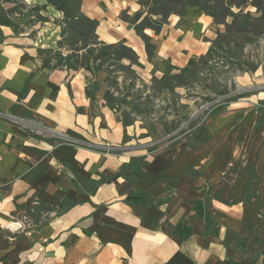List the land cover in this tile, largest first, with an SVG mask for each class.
I'll list each match as a JSON object with an SVG mask.
<instances>
[{"label":"crops","instance_id":"obj_1","mask_svg":"<svg viewBox=\"0 0 264 264\" xmlns=\"http://www.w3.org/2000/svg\"><path fill=\"white\" fill-rule=\"evenodd\" d=\"M126 1L80 0V12L97 22L100 43H122L143 65L149 58L138 21L121 18ZM49 19L22 25L18 34L0 26V113L95 149L59 145L0 117V264H264V129L249 142V113L232 106L206 120L198 135L192 129L152 142L89 96L88 72L43 65L28 33L56 34ZM215 32L211 17L188 7L158 32L142 34L156 47L152 58L178 70L207 52ZM252 113L259 117L257 108ZM100 145L117 150L104 153ZM139 159L144 176L131 191L152 200L140 214L125 203L120 175Z\"/></svg>","mask_w":264,"mask_h":264},{"label":"rangeland","instance_id":"obj_2","mask_svg":"<svg viewBox=\"0 0 264 264\" xmlns=\"http://www.w3.org/2000/svg\"><path fill=\"white\" fill-rule=\"evenodd\" d=\"M25 1H21L25 5L23 10L10 14L7 8L12 10L19 3L5 4L0 0L1 27H10L18 34L22 30L20 26L33 22L31 6ZM196 1L199 10L214 15L216 36L205 54L191 58L178 70L152 58L156 47L142 31L139 36L146 46L147 63L143 61L141 65L137 58L126 59L112 67L110 62L99 61L100 56L109 51L100 46L96 29L90 30L86 24H81L74 32L67 27L62 32V14L52 6H46L40 14L43 18L50 17L49 23L57 33L37 36L31 31L28 34L40 45L38 55L43 63L47 61L48 64L43 65L48 68L60 65L59 69L75 72L87 64L88 58L89 96L104 101L121 119L125 117L130 125L147 132L152 142L181 137L199 128L216 114L219 106L221 113L230 112L232 106L244 108L249 113L246 118L252 120L249 142H258L263 131L258 126L259 117L254 116L252 110L264 108V11H257L264 7V0H248L244 4L242 0H234L231 8L226 6L229 0ZM220 1L222 8L217 7ZM126 3L129 7L121 14L122 20L133 25L134 16H138L140 28L151 27L155 32L170 14H182L188 8L187 0H127ZM258 3L262 5L258 7ZM231 13L238 17L233 23ZM27 18L28 22L23 23ZM19 21L18 25L14 23ZM42 23L37 25L42 26ZM84 32L87 38L80 37Z\"/></svg>","mask_w":264,"mask_h":264},{"label":"trees","instance_id":"obj_3","mask_svg":"<svg viewBox=\"0 0 264 264\" xmlns=\"http://www.w3.org/2000/svg\"><path fill=\"white\" fill-rule=\"evenodd\" d=\"M21 1H25V0H2V2L5 4H10L12 2H18L19 3L18 6L14 7L12 10H9V8H7V10L9 11L10 14L15 12V11L24 9L25 5L22 4ZM45 2H46L45 5L31 7L30 14H31V17L34 18L35 22L36 21L47 22V18H43V16L40 15V12L44 11L46 6H52V7H54V9L57 12H60L62 14L63 18L60 22V26L63 27L62 32L65 31L64 30L65 27H67L68 30L74 32L77 28H79L81 26V24H86L90 30L96 29L97 22L95 20L89 19L88 17L84 16L80 12V10L78 9L79 4H80L79 0H74L72 2H67V0H45ZM233 2H234V0H229L228 2H226L227 8L228 7L231 8L233 5ZM247 2H248V0H242L241 1V3H243V4L247 3ZM261 5H262L261 3L257 4L258 7ZM186 7L199 8L197 6L196 0H187ZM217 7L222 8L223 2L220 1L218 3ZM239 8H240V6L237 7V9H239ZM76 10H79V11L74 13L73 11H76ZM257 11L259 13H261L262 11H264V7L260 10L257 9ZM206 15L215 19L213 14H206ZM229 17L232 19V23L235 21V19H238L237 15H235L233 13H231V15ZM134 20H135V22H137L139 20V17L134 16ZM145 28H147V27L144 26V27L140 28V26H138V24L135 25V31L138 34L141 31H143ZM148 28H151V27H148ZM151 29H153V28H151ZM80 37H82V38L86 37L85 32L83 34H81ZM99 44H100V46H103L105 49H107L109 51V53L102 54L98 60L101 62H104V63L110 62V66H112V67L115 66L117 63L122 62L123 60L127 59L128 61H132L135 58H137L136 55L134 54V52L131 49L124 46L122 43L105 45V44L99 42ZM88 60L89 59L86 58L87 64H88ZM44 64H48L47 61L44 62ZM87 64L84 67L81 66L80 69H84L86 72H89L90 68ZM53 68L59 69L60 65H56ZM219 107L216 108L217 110L215 112H218L221 110ZM257 112L259 114V117H261V118H259L258 126H260V128L264 129V108H257ZM123 118L121 120L123 125L124 126L130 125V122H127V120H125V117H123ZM200 132H201V127L196 128L192 132L191 136H195L196 134L198 135ZM185 134H183V136L187 137L188 134H186V135ZM175 138H177V137H175ZM143 166H144L143 160H141V159L133 160L129 164L123 165L122 169L120 170V175H122L126 181L125 187L122 189V192L127 194V197L125 199V203L129 207H131L136 213H139V214L142 213L144 209H146L148 206H150L152 204V200H149L145 195L139 194V193H134L133 191H131L132 184L136 180H138L144 176V173L142 171Z\"/></svg>","mask_w":264,"mask_h":264},{"label":"built area","instance_id":"obj_4","mask_svg":"<svg viewBox=\"0 0 264 264\" xmlns=\"http://www.w3.org/2000/svg\"><path fill=\"white\" fill-rule=\"evenodd\" d=\"M0 117L4 118L5 120H8L13 125L21 128L22 130L33 134L36 137L42 138V139H52L57 142L59 145H64L67 147H71L74 149H95L93 145L89 144L88 142L76 138L69 133L65 132H57L56 129L50 128L42 123L32 121L25 118L15 117L11 116L9 114H3L0 113ZM174 138L166 137L165 141L173 140ZM98 151L104 152V153H114L116 152L117 148L106 146V145H100L97 146ZM155 147V146H154ZM153 148V147H152Z\"/></svg>","mask_w":264,"mask_h":264}]
</instances>
